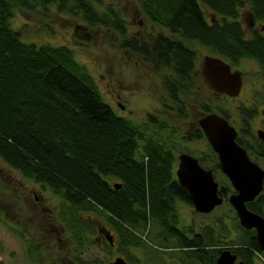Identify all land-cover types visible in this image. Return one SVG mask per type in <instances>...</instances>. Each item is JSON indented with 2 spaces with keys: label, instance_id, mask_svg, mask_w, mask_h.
Here are the masks:
<instances>
[{
  "label": "trees",
  "instance_id": "trees-1",
  "mask_svg": "<svg viewBox=\"0 0 264 264\" xmlns=\"http://www.w3.org/2000/svg\"><path fill=\"white\" fill-rule=\"evenodd\" d=\"M101 1L0 0V158L61 199L66 209L63 221L72 227L68 229L74 236L91 230L82 212L98 211L118 234L131 237L136 245L148 230L156 236L174 234L170 229L177 223L174 203L190 202L174 175L179 154H191L179 150L187 138L177 137L172 121L157 114H148L137 124L117 114L69 47L24 42L21 31L10 22L19 3L31 10L54 6L58 13L80 17L90 27L124 35L127 27L119 10L111 6L99 10ZM140 6L151 21L173 36L158 34L142 45L129 39L123 46L139 50L156 67L169 69L163 84L174 105L171 116L181 121L188 118L187 100L199 76L195 53L185 40L234 65L253 59L264 73V32L259 27L246 37L241 22V12H245L264 28V0H140ZM204 11L210 12L213 22L206 20ZM87 36L80 37L89 41ZM201 109L199 119L212 112L228 118L227 112L206 103H201ZM190 136L205 137L198 121ZM195 157L213 175L221 172L210 145ZM223 177L224 182L215 180L227 202L234 191ZM247 206L264 216V187ZM236 226L237 243L253 247L250 234L238 221ZM206 227L202 233L207 234V241L196 238L195 245L213 250L221 232ZM221 231L226 233V228ZM27 246L31 259V243Z\"/></svg>",
  "mask_w": 264,
  "mask_h": 264
},
{
  "label": "rangeland",
  "instance_id": "rangeland-1",
  "mask_svg": "<svg viewBox=\"0 0 264 264\" xmlns=\"http://www.w3.org/2000/svg\"><path fill=\"white\" fill-rule=\"evenodd\" d=\"M101 2L99 10L107 6L119 10L127 27L124 35L104 27H90L80 17L58 13L54 6L47 10L35 6L31 10V6H22L19 3L10 22L12 28L21 31L24 42L37 46L51 44L69 47L76 61L84 67L104 100L117 114L136 124L143 123L151 113L170 119L177 137L187 138L180 145V152H191L193 156H197L207 150L208 143L205 138H190L202 114L201 103H206L211 109L224 110L232 119L241 116L238 106L245 104L254 107L264 103V75L255 60L246 59L240 62L242 87L236 98L216 95L203 77L199 76L195 87H199V91L194 89L193 95L187 100L188 118L181 121L175 115L171 116L175 109L163 84V77L168 75L169 69L164 66L156 67L153 60L137 49L123 46V42L136 39L137 44L142 45L143 40L150 41L158 34L173 35L167 28L146 16L141 9L140 0ZM246 22V18H243L242 23L246 25ZM83 34L88 35L89 41L81 39ZM184 42L195 53V66L201 67L204 56L210 55L209 50L192 41ZM256 89L262 90V95L255 96ZM214 174L218 182L220 179L225 181L222 172ZM34 195L42 205L32 200ZM60 200L49 189L23 177L0 158V264H31L27 246L28 243L32 244L31 239L45 248L46 252L57 250L49 259L45 256L46 264H70V256L73 254L66 250L64 243L66 237L73 233L68 229L71 226L63 221L66 209ZM178 208L181 223L196 218V225L214 226L222 236L227 233L231 238L236 234L235 239L239 234L235 211L228 201H224L206 215L197 214L192 206L182 202ZM82 213L89 223L88 216L95 214L92 211ZM97 215L104 221L103 215ZM223 226L226 233L221 231ZM92 231L91 225V230L86 232L90 234ZM58 237L62 239L60 244L57 243Z\"/></svg>",
  "mask_w": 264,
  "mask_h": 264
},
{
  "label": "flooded vegetation",
  "instance_id": "flooded-vegetation-1",
  "mask_svg": "<svg viewBox=\"0 0 264 264\" xmlns=\"http://www.w3.org/2000/svg\"><path fill=\"white\" fill-rule=\"evenodd\" d=\"M204 15L208 22L214 21L213 16L210 18V12L204 11ZM241 17V22L243 18L247 20L246 25L242 23L246 37H251L253 34L252 30L258 29L259 27H261V31L264 32L262 23L252 18L251 15L241 12ZM143 41L146 42L147 40ZM209 54L210 55L206 54L205 56L218 57L224 60L214 52L209 51ZM244 60H242V62ZM224 61L227 62L226 60ZM227 63L230 64L232 71L238 70L241 72L240 64L234 65L230 62ZM202 69L203 64L201 67L195 66V73L203 77L213 93L229 98L237 97H231L225 92H219L215 89L211 83L204 78ZM195 90L199 91V87ZM261 91L260 89H256L255 96L262 95ZM256 106L252 107L245 104L240 107L238 106L237 108L241 116L232 119V117L228 115L227 121L236 130V142L245 149L249 158L264 170V103ZM260 107L262 108L260 109ZM204 138L205 137L200 139ZM207 145L209 146V143ZM177 165L178 160L175 164L174 175ZM32 200L34 202H39L37 196L33 197ZM180 202L192 206L194 209L191 201L189 203L184 201H176L174 203L177 213V223L170 228L175 232L174 234L166 233L156 236L152 233V230L151 233L148 230L146 234L141 236V241L136 245L132 244L131 237H122L118 234V232L110 226L109 221L106 220L105 217H102L104 220L102 221L97 215L99 214L98 211L93 212L96 215L88 216L90 217L89 220L93 229L90 234L88 232L76 234V236L70 234V236H67L65 239L66 243H64V247L73 254V256H70V264H218V258L224 251H228L229 255L234 258L233 264H238L240 262L244 264H264V250L260 248L258 244L255 228L246 229L240 224L239 226L250 234V240L253 241L254 244L256 243L257 247H254V244L253 247L238 244L236 240L239 234L235 239L234 236L236 234L231 238L227 235H219V243L213 246V250H210L211 247L208 249V246L204 245L196 246V238H198L197 241L200 242L199 240H206V237H208L207 234H203L202 232L207 229L206 225L209 224L196 225L194 221L196 218H191L187 223H181L178 208ZM39 203L42 205V202ZM41 205H39V207ZM42 209L45 210L44 207H42ZM194 212L202 215L210 213H200L195 210ZM192 222H194V224H192ZM219 223L221 225V222ZM180 238L183 239L182 242ZM31 240V264H46L45 256L49 259L57 253L55 249L53 251L47 250L46 252L45 248L35 243L33 239ZM61 240L62 239L58 237L57 243L60 244ZM180 243H182V245ZM242 250H245L243 251L244 254H242Z\"/></svg>",
  "mask_w": 264,
  "mask_h": 264
},
{
  "label": "water",
  "instance_id": "water-1",
  "mask_svg": "<svg viewBox=\"0 0 264 264\" xmlns=\"http://www.w3.org/2000/svg\"><path fill=\"white\" fill-rule=\"evenodd\" d=\"M202 72L219 92L238 96L242 85L241 72L232 71L230 64L218 57L205 56ZM198 124L217 154L220 171L233 187L234 192L229 194L228 202L235 210L239 224L246 229L255 228L258 244L264 250V216L247 206L263 190L264 170L236 142V130L225 117L208 113L198 120ZM175 175L179 185L187 191L195 211L209 213L222 204L223 197L219 194V184L212 170L201 166L195 156L180 153ZM119 187L115 185V188ZM233 260L229 252L224 251L218 258V264H233Z\"/></svg>",
  "mask_w": 264,
  "mask_h": 264
}]
</instances>
